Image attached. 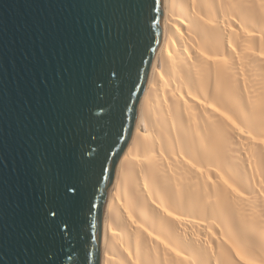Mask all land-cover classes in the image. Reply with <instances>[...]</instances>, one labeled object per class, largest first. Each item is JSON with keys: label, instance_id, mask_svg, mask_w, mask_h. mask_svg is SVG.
Instances as JSON below:
<instances>
[{"label": "bare ground", "instance_id": "6f19581e", "mask_svg": "<svg viewBox=\"0 0 264 264\" xmlns=\"http://www.w3.org/2000/svg\"><path fill=\"white\" fill-rule=\"evenodd\" d=\"M98 264H264V0H166Z\"/></svg>", "mask_w": 264, "mask_h": 264}, {"label": "water", "instance_id": "95a60500", "mask_svg": "<svg viewBox=\"0 0 264 264\" xmlns=\"http://www.w3.org/2000/svg\"><path fill=\"white\" fill-rule=\"evenodd\" d=\"M166 0H0V264H98Z\"/></svg>", "mask_w": 264, "mask_h": 264}]
</instances>
